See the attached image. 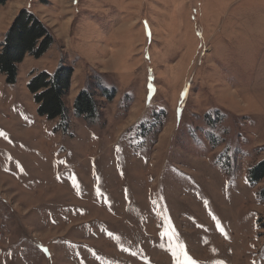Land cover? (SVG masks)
<instances>
[{"label":"rangeland","instance_id":"obj_1","mask_svg":"<svg viewBox=\"0 0 264 264\" xmlns=\"http://www.w3.org/2000/svg\"><path fill=\"white\" fill-rule=\"evenodd\" d=\"M26 9L54 44L0 74V264H264V0H7L0 41ZM61 65L66 122L28 89Z\"/></svg>","mask_w":264,"mask_h":264},{"label":"trees","instance_id":"obj_2","mask_svg":"<svg viewBox=\"0 0 264 264\" xmlns=\"http://www.w3.org/2000/svg\"><path fill=\"white\" fill-rule=\"evenodd\" d=\"M6 2L7 0H0V6ZM17 15L4 41H0V74L9 84L17 81L18 68L28 55L39 59L54 44L50 31L35 14L26 9ZM73 72L72 68L61 65L53 75L44 71L29 82L28 89L34 95L41 116L50 120H66L67 108L63 99L68 93ZM108 98H115V94L111 93ZM74 107L78 117H85L87 121L96 119L98 106L94 95L88 91L79 94ZM65 122L63 128L67 127ZM249 179L252 183H259L264 179V162L252 170ZM260 194L264 199V190Z\"/></svg>","mask_w":264,"mask_h":264},{"label":"snow or ice","instance_id":"obj_3","mask_svg":"<svg viewBox=\"0 0 264 264\" xmlns=\"http://www.w3.org/2000/svg\"><path fill=\"white\" fill-rule=\"evenodd\" d=\"M173 255L175 256L176 253L174 252ZM176 264H184V262L177 258ZM188 264H191V261H188Z\"/></svg>","mask_w":264,"mask_h":264}]
</instances>
